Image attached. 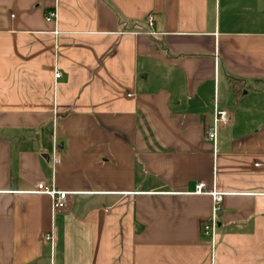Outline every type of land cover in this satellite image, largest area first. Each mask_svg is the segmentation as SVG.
I'll use <instances>...</instances> for the list:
<instances>
[{
  "label": "crops",
  "instance_id": "crops-1",
  "mask_svg": "<svg viewBox=\"0 0 264 264\" xmlns=\"http://www.w3.org/2000/svg\"><path fill=\"white\" fill-rule=\"evenodd\" d=\"M0 264H264V0H0Z\"/></svg>",
  "mask_w": 264,
  "mask_h": 264
},
{
  "label": "built area",
  "instance_id": "built-area-1",
  "mask_svg": "<svg viewBox=\"0 0 264 264\" xmlns=\"http://www.w3.org/2000/svg\"><path fill=\"white\" fill-rule=\"evenodd\" d=\"M56 17V12H51L47 17V21H53ZM150 25L153 24V17L150 16L148 19ZM61 75L57 73L56 77L59 78ZM131 96V95H129ZM230 122V114L225 110H215L214 114V123L211 127L206 130V136L208 139L216 143L217 140V131L220 125H227ZM206 189V184L201 183L197 188V193H202ZM37 191L42 194H47L52 197L53 200V209L55 211L65 209L68 206V194L62 191H59L55 188L54 185H45L41 184L38 186ZM214 197V215L211 221H209L204 227V234L206 236H211L217 228V218L216 215L221 208L222 195L218 193H211Z\"/></svg>",
  "mask_w": 264,
  "mask_h": 264
}]
</instances>
